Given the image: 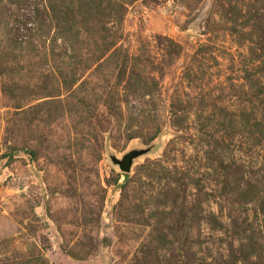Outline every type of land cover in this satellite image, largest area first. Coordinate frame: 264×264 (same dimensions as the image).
<instances>
[{
    "label": "rangeland",
    "instance_id": "obj_1",
    "mask_svg": "<svg viewBox=\"0 0 264 264\" xmlns=\"http://www.w3.org/2000/svg\"><path fill=\"white\" fill-rule=\"evenodd\" d=\"M0 264H264V0H0Z\"/></svg>",
    "mask_w": 264,
    "mask_h": 264
},
{
    "label": "water",
    "instance_id": "obj_2",
    "mask_svg": "<svg viewBox=\"0 0 264 264\" xmlns=\"http://www.w3.org/2000/svg\"><path fill=\"white\" fill-rule=\"evenodd\" d=\"M133 157H134L133 155H127L122 159L121 163L119 164V168L122 172L124 173L129 172L130 170L129 164L130 161L133 159Z\"/></svg>",
    "mask_w": 264,
    "mask_h": 264
}]
</instances>
